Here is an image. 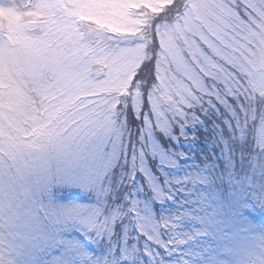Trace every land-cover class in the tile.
I'll return each instance as SVG.
<instances>
[{
	"label": "rangeland",
	"instance_id": "obj_1",
	"mask_svg": "<svg viewBox=\"0 0 264 264\" xmlns=\"http://www.w3.org/2000/svg\"><path fill=\"white\" fill-rule=\"evenodd\" d=\"M34 2L0 0L1 34L9 40L32 39ZM184 2L176 0V6L161 14L155 23H171L176 10H183ZM206 2L190 0V3ZM159 3L164 7L172 0H159ZM247 50L253 73L249 87L259 99L264 97V31L258 30L252 35ZM158 51L159 44L153 36L150 59L139 73L144 74L143 79L137 77L142 82L141 97H123L115 109L116 101L111 95L97 96L100 104L113 106L112 131L77 138L50 155L43 170L28 175L29 202L38 211L41 226L54 245L41 256L42 264H48L62 244H70L77 255H91L97 264L138 261L148 264L144 252L150 245L140 230L153 231V238L158 240L159 232L152 225L161 218L168 223L165 235L178 251V264H245L247 257H237L235 245L213 239L192 227L178 230L176 222L177 216L190 222V214L199 206L200 197L206 198L211 206L223 200L226 207L234 210L237 224L250 221L247 216L241 217L246 214L243 203H250L251 198L258 207L254 211L264 217V207H261L264 179L257 178L254 184L252 176V170L264 157V102L249 105L242 97L221 95L205 98L195 107L185 108L184 115L179 116L166 105V95L151 96L158 85L155 74ZM8 52L16 54L12 49ZM103 90L99 85L85 82L66 89L55 109L33 112L29 111L27 100L8 92L0 83V97H3L0 140L8 136L26 153L39 151L51 123L50 116H57ZM242 104L244 112L240 108ZM121 131L126 140L124 145ZM136 144L140 149L134 155V163L131 153ZM244 151L249 154L252 165L245 161ZM73 157L80 162H70ZM247 162L251 168L241 172L238 164L244 167ZM73 208L87 209V216L69 214L68 210ZM97 213L107 221L100 234L89 231L82 222ZM249 228L264 243L261 232L264 225L252 222ZM88 242L93 245L92 251L87 247ZM238 251L245 252V249L238 248Z\"/></svg>",
	"mask_w": 264,
	"mask_h": 264
},
{
	"label": "snow or ice",
	"instance_id": "obj_2",
	"mask_svg": "<svg viewBox=\"0 0 264 264\" xmlns=\"http://www.w3.org/2000/svg\"><path fill=\"white\" fill-rule=\"evenodd\" d=\"M175 6L176 0L164 7L159 0H35L32 39L9 40L0 34V83L27 100L29 111L55 109L66 89L85 82L104 89L50 116L39 151L26 153L8 136L0 140V264H42L41 256L54 245L29 202L26 179L43 170L56 150L77 138L113 130V106L100 104L97 96L111 95L115 109L123 97H141L142 82L137 77L150 59L153 36L159 44L158 85L151 96L166 95V105L177 115L183 116L185 108L205 98L221 95L242 97L249 105L264 102L249 87L253 73L247 50L252 35L264 31V0H185L171 23H155ZM152 104L155 108L154 100ZM240 108L246 111L243 104ZM70 162L80 160L73 157ZM68 211L76 217L88 213L84 208ZM235 220L234 210L223 200L211 206L200 197L190 222L177 216L176 227L181 231L192 227L213 239L250 249L249 234L255 230ZM82 222L97 234L107 224L98 213ZM152 226L159 232L158 240L153 231L140 230L150 245L144 252L148 264H178V251L165 235L168 223L161 218ZM48 264L97 261L62 244ZM245 264H264V256L246 258Z\"/></svg>",
	"mask_w": 264,
	"mask_h": 264
},
{
	"label": "water",
	"instance_id": "obj_3",
	"mask_svg": "<svg viewBox=\"0 0 264 264\" xmlns=\"http://www.w3.org/2000/svg\"><path fill=\"white\" fill-rule=\"evenodd\" d=\"M1 27H2V22H1V18H0V29H1Z\"/></svg>",
	"mask_w": 264,
	"mask_h": 264
},
{
	"label": "trees",
	"instance_id": "obj_4",
	"mask_svg": "<svg viewBox=\"0 0 264 264\" xmlns=\"http://www.w3.org/2000/svg\"><path fill=\"white\" fill-rule=\"evenodd\" d=\"M149 66H151L150 64H149ZM150 68H148V70H149ZM150 71V70H149ZM141 74V73H140ZM144 75V74H143ZM143 75H140L141 77L143 76ZM143 78V77H142Z\"/></svg>",
	"mask_w": 264,
	"mask_h": 264
}]
</instances>
